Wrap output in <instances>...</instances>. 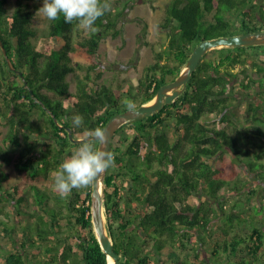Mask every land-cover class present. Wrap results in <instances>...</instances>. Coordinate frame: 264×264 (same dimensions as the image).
<instances>
[{
    "label": "trees",
    "instance_id": "trees-1",
    "mask_svg": "<svg viewBox=\"0 0 264 264\" xmlns=\"http://www.w3.org/2000/svg\"><path fill=\"white\" fill-rule=\"evenodd\" d=\"M133 1L108 0L111 10L97 19V30L79 39L78 21L66 23L61 15L40 30L33 25L39 9L34 0H0V40L22 73L9 69L0 50V119L7 127L0 131V234L13 247L2 264H107L91 225V186L74 188L66 198L54 182L51 190L44 187L80 146L66 128L74 139L83 138L128 110L124 100L136 107L151 101L202 40L264 30V0H169L158 26L167 46L128 99L100 82L98 48L102 39L121 35L119 20ZM79 58L87 66L71 92L67 78L80 68ZM236 87L257 98L247 105L250 124L241 128L232 111ZM75 115L84 118L81 127L73 124ZM125 125L133 133L117 141L124 125L116 131L109 150L115 166L103 189L120 264H158L166 249L163 264H264V229L256 226L264 224V203L254 199L261 189L247 190L237 170L264 180V45L211 50L172 104ZM119 177L127 179L126 196ZM5 204L15 218L32 220L17 224L19 238Z\"/></svg>",
    "mask_w": 264,
    "mask_h": 264
},
{
    "label": "rangeland",
    "instance_id": "rangeland-1",
    "mask_svg": "<svg viewBox=\"0 0 264 264\" xmlns=\"http://www.w3.org/2000/svg\"><path fill=\"white\" fill-rule=\"evenodd\" d=\"M168 2L169 0H134L133 3H130L129 7L124 11L123 16L120 18L118 23V28L121 30V35L117 36L116 38L108 36L102 39L100 42L98 48V62L100 64V69L104 70L103 76L100 79L101 83L119 89L123 96L131 99L129 95L135 93V88L138 85L139 79L143 75L144 69L155 61V54L159 51H162L167 46L166 35L159 30L158 26L164 19L165 8ZM34 3H37L39 8L43 6V0H34ZM207 19L209 20L210 17L208 16ZM48 23L49 20L44 17L43 14L39 13L38 10H36L33 18V25L40 30H46ZM89 34L90 30H85L79 26L77 31V36L79 39L87 37ZM75 63L79 64L80 68L67 78L70 83L71 92L76 90L77 79L84 76L85 67L87 66V62L81 58L76 59ZM236 71H238L237 68ZM254 77L257 78L258 75H255ZM254 96L253 90H251V95L247 96L243 92L238 91L236 87L234 92V97L236 100L234 102L232 111L236 114L237 118L235 121L240 128L249 125L251 122V114L247 111V105L249 102L257 100V98ZM213 117V115L210 116L212 120L214 119ZM170 128L173 129V124H171ZM6 130V125L0 119V131L4 134ZM132 133L133 131L131 127L124 125L123 129L118 132L116 139L117 141L118 139L123 141V137L131 136ZM172 133L173 130L168 131V137L171 141L174 140V135ZM74 150L75 149H73V151ZM229 159V155L225 156L226 161ZM210 162L211 164L214 163L212 161ZM217 164L218 163H215V165ZM6 170H10V168H7ZM237 170L240 179L247 182V190L251 188H257L258 190L261 189L259 192V197H255L254 199L257 200V198H259L264 203V180L261 181L257 179L253 174L248 173L241 167H237ZM111 172V169L110 171H107L109 174ZM14 181L15 176L13 175L11 182ZM53 182V173H51L44 187L48 190H51L53 188ZM117 183L121 188V195L126 196L125 194L127 193L124 191V188L126 187L127 179L119 177L117 179ZM226 195L230 196L231 199H236L237 197L233 193H226ZM121 203L125 206V199H122ZM4 206L10 211L9 224L12 229L16 230L14 231V236L17 235L18 238L21 237V228L17 224L22 222V225H26L32 223V220H28L27 215H22L21 217L15 218L13 215L15 212L13 211V208L6 204ZM255 206L258 207L259 202L256 203L255 201ZM25 210L28 212L29 207H25ZM220 223L221 220L219 219L217 223H215V226L220 225ZM244 226L245 225H241V227ZM256 226L264 229V224L261 222H258ZM247 227L248 229L250 228L249 226ZM12 250V243L9 242V240H7L5 237H2V234H0V264H2L4 256ZM166 251L162 253V258L157 257L158 264H163V260L168 253H166ZM78 257L79 262H81V255H78ZM151 264H153L152 261Z\"/></svg>",
    "mask_w": 264,
    "mask_h": 264
},
{
    "label": "water",
    "instance_id": "water-1",
    "mask_svg": "<svg viewBox=\"0 0 264 264\" xmlns=\"http://www.w3.org/2000/svg\"><path fill=\"white\" fill-rule=\"evenodd\" d=\"M263 45L264 30L202 40L193 48L188 60L186 61L184 67L176 76V78L171 82L161 85L151 101L135 107V111L126 110L121 113H116L108 120V122L104 126V129L107 130L108 134V143L105 145L104 150H110L112 139L116 131L121 126L135 120L150 117L160 111L164 105L172 104L179 96H181L185 92L187 84L191 80L192 73L196 70L201 58L211 50ZM0 50L9 69L22 76V73L15 69L11 59L7 55V51L4 48L1 40ZM54 120L55 122H57L56 124H58L57 119ZM66 129L68 132V137L73 144H80L81 141L85 138L83 137L74 139L71 135V129ZM106 174L107 171L103 175L98 177L91 185V194L89 201L91 225L94 236L101 248V251L106 256V260L110 258V264H120L121 256L116 253L113 248V241L108 227L105 207L103 203V189Z\"/></svg>",
    "mask_w": 264,
    "mask_h": 264
},
{
    "label": "clouds",
    "instance_id": "clouds-1",
    "mask_svg": "<svg viewBox=\"0 0 264 264\" xmlns=\"http://www.w3.org/2000/svg\"><path fill=\"white\" fill-rule=\"evenodd\" d=\"M110 10L108 0H43L38 12L51 21L63 15L66 23L78 21L81 28L94 32L97 29L93 25L97 19ZM123 103L129 111H135L136 106L132 101L124 100ZM72 120L76 127L84 124L81 115H75ZM107 143V130L97 127L86 133L80 146L60 164L53 173V181L54 190L61 198L69 196L74 188L91 186L98 177L115 166V154L104 150Z\"/></svg>",
    "mask_w": 264,
    "mask_h": 264
},
{
    "label": "flooded vegetation",
    "instance_id": "flooded-vegetation-1",
    "mask_svg": "<svg viewBox=\"0 0 264 264\" xmlns=\"http://www.w3.org/2000/svg\"><path fill=\"white\" fill-rule=\"evenodd\" d=\"M235 68H243V67L235 66ZM246 68H256V67H248V66H247ZM235 71H236V69H235ZM254 75H255V74H254ZM254 102H255V101H254ZM3 262H4V259H3ZM3 262H2V263H3Z\"/></svg>",
    "mask_w": 264,
    "mask_h": 264
},
{
    "label": "bare ground",
    "instance_id": "bare-ground-1",
    "mask_svg": "<svg viewBox=\"0 0 264 264\" xmlns=\"http://www.w3.org/2000/svg\"><path fill=\"white\" fill-rule=\"evenodd\" d=\"M107 263H108V264H110V263H111V259H110V258H108V260H107Z\"/></svg>",
    "mask_w": 264,
    "mask_h": 264
}]
</instances>
